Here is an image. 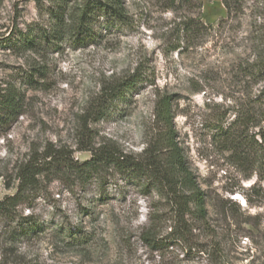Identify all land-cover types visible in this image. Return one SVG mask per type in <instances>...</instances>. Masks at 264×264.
Wrapping results in <instances>:
<instances>
[{"label":"rangeland","instance_id":"rangeland-1","mask_svg":"<svg viewBox=\"0 0 264 264\" xmlns=\"http://www.w3.org/2000/svg\"><path fill=\"white\" fill-rule=\"evenodd\" d=\"M86 1H68L67 12ZM120 2L122 21L97 14L82 39L69 29L53 34L37 0H0V86L22 98V113L0 125V199L16 191V166L48 142L79 162L90 157L79 149L88 135L93 145L142 155L160 132L156 102L168 98L205 217H190L179 236L163 201L133 175L112 167L85 182L50 174L0 216V264H264V183L241 177L216 135L245 109L248 91L264 85L242 73L264 62V0ZM29 25L49 33L37 51L17 49L9 35ZM133 72L142 80L96 118L102 86ZM146 230L149 241L141 238Z\"/></svg>","mask_w":264,"mask_h":264},{"label":"trees","instance_id":"trees-1","mask_svg":"<svg viewBox=\"0 0 264 264\" xmlns=\"http://www.w3.org/2000/svg\"><path fill=\"white\" fill-rule=\"evenodd\" d=\"M70 0H48L49 6L37 0L53 21V34L69 29L80 33L82 39L91 33L90 22L93 16L100 14L107 19L122 21L125 10L120 0H87L80 11L67 12ZM68 26V27H67ZM33 26L27 29H15L9 35L14 37L17 49L37 51L40 38L46 37L47 30L35 34ZM15 35V36H14ZM41 35V36H40ZM242 73L250 82L264 81V62H251ZM139 72H133L127 78L103 85L95 101V116L100 118L107 113L117 98L131 91L142 80ZM248 104L244 110H238L234 118L225 126L219 124L217 136L223 150L228 152L227 160L244 179L253 175L264 183V85H260L255 94L247 93ZM252 103L259 105L258 110ZM22 98L12 85L0 86V125H6L22 112ZM154 119L159 125V134L154 143L147 144L142 155L135 156L119 149L114 143L93 145L89 135L79 149L90 152L89 159L79 162L72 156V151L65 146L46 143L41 150H32L28 157L15 168L16 191L0 199V216L15 209L28 190L45 178L70 173L80 181L98 175L103 169L112 167L124 178L134 176L139 186L150 193L154 191L168 209L173 220V231L182 236L191 229V218L205 217L204 192L189 168L182 148L176 140L173 116L168 98H160L154 107ZM259 126L257 131L252 127ZM4 130V128L0 129ZM27 229V228H26ZM24 230V228L22 229ZM75 231H69L74 235ZM141 238L149 241L150 230L142 233Z\"/></svg>","mask_w":264,"mask_h":264}]
</instances>
